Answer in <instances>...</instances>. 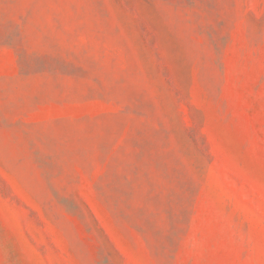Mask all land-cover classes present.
I'll return each instance as SVG.
<instances>
[{"label": "rangeland", "instance_id": "374dc122", "mask_svg": "<svg viewBox=\"0 0 264 264\" xmlns=\"http://www.w3.org/2000/svg\"><path fill=\"white\" fill-rule=\"evenodd\" d=\"M0 264H264V0H0Z\"/></svg>", "mask_w": 264, "mask_h": 264}]
</instances>
